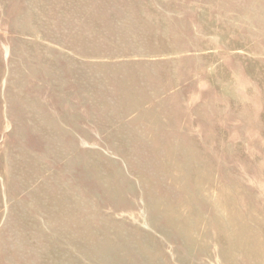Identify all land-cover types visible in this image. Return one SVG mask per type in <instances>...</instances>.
Returning <instances> with one entry per match:
<instances>
[{
    "label": "rangeland",
    "instance_id": "1",
    "mask_svg": "<svg viewBox=\"0 0 264 264\" xmlns=\"http://www.w3.org/2000/svg\"><path fill=\"white\" fill-rule=\"evenodd\" d=\"M0 264H264V0H0Z\"/></svg>",
    "mask_w": 264,
    "mask_h": 264
},
{
    "label": "bare ground",
    "instance_id": "2",
    "mask_svg": "<svg viewBox=\"0 0 264 264\" xmlns=\"http://www.w3.org/2000/svg\"><path fill=\"white\" fill-rule=\"evenodd\" d=\"M262 249V248H261Z\"/></svg>",
    "mask_w": 264,
    "mask_h": 264
}]
</instances>
